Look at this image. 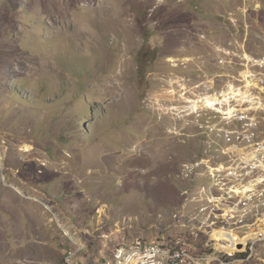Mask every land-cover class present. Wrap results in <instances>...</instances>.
<instances>
[{
    "label": "rangeland",
    "instance_id": "obj_1",
    "mask_svg": "<svg viewBox=\"0 0 264 264\" xmlns=\"http://www.w3.org/2000/svg\"><path fill=\"white\" fill-rule=\"evenodd\" d=\"M208 95L224 102L190 108ZM256 160L264 0H0V264L218 247L216 230L264 225V181L239 192Z\"/></svg>",
    "mask_w": 264,
    "mask_h": 264
},
{
    "label": "built area",
    "instance_id": "obj_2",
    "mask_svg": "<svg viewBox=\"0 0 264 264\" xmlns=\"http://www.w3.org/2000/svg\"><path fill=\"white\" fill-rule=\"evenodd\" d=\"M249 74L250 76H246L245 74L247 80H250L251 83L257 82L255 81V76L250 72ZM234 117H238V114ZM243 118L244 117H242V119ZM245 126H258V124L246 122ZM260 164L264 163L256 160L255 162H249V165L245 166L243 173H250V182L246 188H239V192H249L250 184H252L253 181H264V174H259ZM241 174L242 173H239V175L233 180H230L227 186H220V192H229L230 195L234 196L235 192H231V184L239 183ZM260 229L264 230L263 224H261L258 229L254 230V233H257ZM258 235H260V242H252V239L249 238L246 242V245L238 243L236 245V251L234 252L226 250V247L230 246L231 244V241L226 238L221 239V246L219 247H199V241H197L196 247H188V242L185 241L184 243H181V245H177L176 247L169 249V251H152L144 247L132 246L129 253H119V250H116L115 259H118L122 264H161L162 258H174V264H242V259L244 256H252L253 260V254L256 246L258 244L264 243V233L259 232ZM241 237L243 238L244 236L242 235ZM192 250H202L201 261L184 260V252H192ZM213 251H223L224 260L216 261V259L213 258ZM67 257L72 261L73 257L78 256L76 255V251H71L68 253Z\"/></svg>",
    "mask_w": 264,
    "mask_h": 264
},
{
    "label": "bare ground",
    "instance_id": "obj_3",
    "mask_svg": "<svg viewBox=\"0 0 264 264\" xmlns=\"http://www.w3.org/2000/svg\"><path fill=\"white\" fill-rule=\"evenodd\" d=\"M246 76H250L249 73H246ZM226 99V98H225ZM221 102H224L220 97L214 96V95H208L203 98H199V100L191 102L190 108L194 111H197L198 108L201 106V104L205 105L206 107H214ZM260 226L256 225L255 229H258ZM251 229V228H250ZM254 230L250 231H235V230H226V229H220L216 230L213 233V238L217 239L219 241L218 247L221 246V239L228 238L229 241H231L230 246H227L226 250L228 251H236V245L238 243H242V245H246L247 240L250 238L252 241L256 242L259 240L260 235H258L259 232L264 233V230H259L257 233H254ZM230 233V234H229ZM244 236L243 238L241 236ZM184 238H175V239H169L167 241L161 242H148L142 239H136L130 242L128 245H120L117 246L115 249L112 250L110 255L108 256L110 259L106 262L107 264H122L118 259H115V252L116 250H119V253H129L130 248L132 246L136 247H144L148 250L152 251H169V249L176 247L177 245H181V243H184ZM188 242V241H187ZM188 247H193L191 243L188 242ZM202 252L199 250H192V252H184V260L185 261H201ZM213 258L216 259V261H220L217 257L213 255ZM74 260L67 259L64 264H81L79 262H73ZM161 264H174V258H162Z\"/></svg>",
    "mask_w": 264,
    "mask_h": 264
},
{
    "label": "trees",
    "instance_id": "obj_4",
    "mask_svg": "<svg viewBox=\"0 0 264 264\" xmlns=\"http://www.w3.org/2000/svg\"><path fill=\"white\" fill-rule=\"evenodd\" d=\"M202 252V251H201ZM245 258L247 257V256H244Z\"/></svg>",
    "mask_w": 264,
    "mask_h": 264
},
{
    "label": "flooded vegetation",
    "instance_id": "obj_5",
    "mask_svg": "<svg viewBox=\"0 0 264 264\" xmlns=\"http://www.w3.org/2000/svg\"><path fill=\"white\" fill-rule=\"evenodd\" d=\"M211 184V183H210Z\"/></svg>",
    "mask_w": 264,
    "mask_h": 264
},
{
    "label": "water",
    "instance_id": "obj_6",
    "mask_svg": "<svg viewBox=\"0 0 264 264\" xmlns=\"http://www.w3.org/2000/svg\"><path fill=\"white\" fill-rule=\"evenodd\" d=\"M241 248V247H240Z\"/></svg>",
    "mask_w": 264,
    "mask_h": 264
}]
</instances>
